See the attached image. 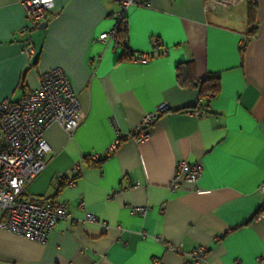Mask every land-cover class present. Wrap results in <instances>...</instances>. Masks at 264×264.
<instances>
[{
	"label": "crops",
	"instance_id": "0c3cea01",
	"mask_svg": "<svg viewBox=\"0 0 264 264\" xmlns=\"http://www.w3.org/2000/svg\"><path fill=\"white\" fill-rule=\"evenodd\" d=\"M24 1L0 0V102L18 101L59 68L81 122L71 136L56 124L45 131L46 166L22 195L63 203L70 219L45 244L0 229V264H185L199 247L207 264H264V0H254L257 30L247 41L245 0L132 7V59L122 61L121 47L98 40L118 11L110 0H53L46 28L21 36ZM188 63L192 84L219 79L216 95L200 99L176 82V67ZM161 104L146 140L109 151ZM195 108L205 116L185 114ZM180 161L200 165L201 176L171 191Z\"/></svg>",
	"mask_w": 264,
	"mask_h": 264
},
{
	"label": "built area",
	"instance_id": "2783aa9c",
	"mask_svg": "<svg viewBox=\"0 0 264 264\" xmlns=\"http://www.w3.org/2000/svg\"><path fill=\"white\" fill-rule=\"evenodd\" d=\"M110 1L118 7V11L113 14L112 28L108 33L101 34L98 40H112L120 47L116 32L121 22L126 19L127 11L132 7H148L150 0ZM22 5L25 9V25L19 30V34L24 36L45 21L52 12L53 0H26ZM158 45L159 42L154 40L153 46ZM242 46L243 43H240L241 48ZM26 52L32 53L27 42ZM141 59L145 61L146 56L141 55ZM165 109L166 105L161 104L152 113L146 114L130 132L119 136L109 151L115 150L126 140H146L149 137V127ZM185 114L196 118L205 116V112L199 108L188 109ZM80 122L77 96L59 68L41 74L38 87L23 91L18 101L4 99L0 102V229L20 238L45 244L56 224L70 219L65 204L51 200L38 203L24 199L22 195L27 184L46 166L49 147L44 139L45 131L52 124H56L71 136ZM97 158L96 155L90 156L91 161ZM200 176V165L180 161L175 166L169 189L177 190L179 179L196 184ZM72 183L73 181L69 182ZM259 192L264 196V183L260 185ZM79 207L82 209L83 204H79ZM95 221L92 214H84V223L91 224ZM101 225L106 227L103 222ZM168 249L175 251L170 246ZM185 264H207L206 249L199 247L190 252Z\"/></svg>",
	"mask_w": 264,
	"mask_h": 264
},
{
	"label": "trees",
	"instance_id": "16d2710c",
	"mask_svg": "<svg viewBox=\"0 0 264 264\" xmlns=\"http://www.w3.org/2000/svg\"><path fill=\"white\" fill-rule=\"evenodd\" d=\"M246 4V41L251 39L257 30L256 22V4L254 0H245ZM117 40L120 43L122 53L118 58V61L131 60L132 57L126 45V20L121 22L119 28L117 29ZM192 63L186 65H178L175 71L176 82L182 87H196L198 89V94L200 99H204L206 96H214L219 91V79L217 77H209L200 81L197 85L192 84ZM262 208L258 210L261 212Z\"/></svg>",
	"mask_w": 264,
	"mask_h": 264
},
{
	"label": "water",
	"instance_id": "95a60500",
	"mask_svg": "<svg viewBox=\"0 0 264 264\" xmlns=\"http://www.w3.org/2000/svg\"><path fill=\"white\" fill-rule=\"evenodd\" d=\"M38 28H39V29H44V28H46V22H42V23H40L39 26H38Z\"/></svg>",
	"mask_w": 264,
	"mask_h": 264
}]
</instances>
